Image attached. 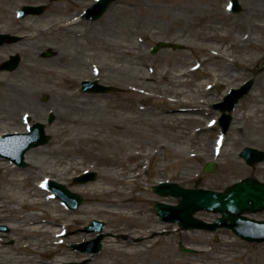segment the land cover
<instances>
[{
    "label": "rangeland",
    "instance_id": "374dc122",
    "mask_svg": "<svg viewBox=\"0 0 264 264\" xmlns=\"http://www.w3.org/2000/svg\"><path fill=\"white\" fill-rule=\"evenodd\" d=\"M95 1L0 0V33L21 36L17 41L4 43L3 45L6 46L0 51V64L11 54L21 56L17 69L13 71L0 69V135L27 131V115L31 117L32 123L44 122L46 133L51 136V139L47 144L40 145L44 146L42 153L34 152L31 154L33 159L30 160L26 157L28 166H17L18 172L28 173L35 179L37 176L49 175L51 179L66 184L86 199L77 209H69L66 206L69 209L67 211H70L74 217H83V219H76L69 231L57 237L56 240H61V243L57 242L51 248L58 250L48 253L31 254L29 247L19 249L18 245L29 242L33 247L34 242H39L43 238L45 243L49 242V233L37 236L36 239H22L21 236L12 233L13 228L10 225L13 222L9 212L0 213V225L7 227L0 230L2 262L62 264L89 258L84 264H169L165 258L169 256L170 249L173 248L178 257L189 260L193 264H209L211 255L206 253L207 249L212 248V255H214L220 250L224 241L235 240L238 250L242 253L247 252L238 264H264V241H246L227 227L217 231L183 230L176 223L161 221L153 207L154 201L175 204L177 198L161 197L152 190V186L162 180L178 182L186 187H203L220 191L248 176L264 181V162L251 166L240 157V152L245 146L264 150V121H260L264 112H254L255 108L262 105L258 102L264 100V68L258 67L264 56V48L259 52L252 50L255 43L264 42V29L261 28L264 25L262 12L264 0H239L243 8L238 13H232L229 10L230 0H169L167 2L115 0L110 3L109 9L99 19H84V24L79 27L69 26L70 29L75 30L74 33L69 30L39 33L38 28H44L45 23L59 25L64 19L68 22L67 16L70 17L73 11L67 13L63 10L64 6L73 5L76 10L74 12L82 14ZM133 1L137 3L132 4ZM38 4H47V10L38 16L33 14L23 18L18 16V10L22 6ZM211 26L216 27L219 34H229V38L227 37L224 41L233 43L234 47L229 52L230 56L227 55V57L239 58L241 63L228 59L223 61L216 57L213 66L209 64L210 62H205L200 69L186 77L189 82H183L178 86L172 82V75L169 76V80H163L162 75L165 70L175 73L188 67L190 63L194 64L199 62V59L203 60L209 56V52L198 51L193 44L198 43L201 39L199 34L208 33L207 28ZM20 27H27V30L21 31ZM86 28H89V31L82 35ZM52 29H56V26ZM77 30L80 34L76 32ZM251 32L252 39L245 49L236 44L244 35ZM27 35L30 38H27ZM34 35L36 37H33ZM105 40L112 41L115 45L122 44L129 47H133L136 43L137 48L133 50L132 55L124 54L117 48L107 51L102 48ZM160 41L177 42L183 44L184 48H163L155 54L151 53L152 46ZM49 52L53 55L46 56ZM143 63L146 65L144 66ZM26 64L39 67L40 70L29 69ZM94 64H104V74L107 77L100 79L96 76ZM209 68L216 70L219 82L212 90L206 92L205 85L202 86L201 82L209 81L204 72ZM42 69H52L55 72L66 71L71 76H79L74 89L76 96L69 98L61 88V80L57 75H49ZM153 73L159 79V83L143 82L141 79L143 74ZM8 77L11 81L15 80L24 84L25 89L22 94L9 89L5 83ZM250 78L255 82L253 89L236 105L233 124L225 135L226 139L220 147V152L217 153L215 149L213 151V146L218 145L222 132H220L221 126L218 120L221 112L215 105L223 101L231 88L240 87ZM86 79L97 80L102 85L117 86L121 90L107 93L83 92L81 91L82 81ZM132 88L138 90V96L131 95ZM176 92H183L181 99L203 102L202 113H209L206 120L204 119L201 125H194L186 120L180 122L175 119L177 120L175 130L165 129L161 124L157 126L158 129L150 126L148 128L146 121L155 122L167 113L189 115L195 111L192 104H181L173 112L167 111L168 103H159L161 98L155 94L171 98ZM203 93L207 96L196 97V94ZM45 95L48 96L46 101L43 100ZM80 101H86L87 104L82 105L80 109L74 108ZM54 108L64 116H59L54 112ZM51 112L55 114L53 122L48 120ZM66 113L73 118L80 117L82 123L77 126L71 124L69 119L65 118ZM208 122H215V125L196 135L195 130L199 126L206 127ZM64 127L71 128L70 135L76 137L66 145H62L67 138L61 134ZM141 132H145L148 136H142ZM173 135H181V139H169ZM88 136L131 140L136 146L143 144L146 147L151 146L152 151H159L155 156L127 161L125 165L129 169H134L132 174H140L137 177L140 178V183H132L131 189H134L137 196H143L140 203L141 213L138 214L142 217L139 231L143 236L130 235L132 229L126 228L123 220L114 217L108 211L104 201L90 195L94 189L103 185L102 178L111 172V168L102 158L97 142L91 141ZM208 142L209 153L200 155L204 152L203 148L206 146L204 144ZM55 147H58L56 152L53 149ZM141 151L145 152L146 149ZM169 155L173 157H165ZM210 161L217 162L218 170L204 175L203 167ZM230 161L236 163L228 166L227 162ZM2 162L9 165L11 161L0 158V189H10V185H6L3 180L5 169L1 166ZM86 169L96 171L97 179L87 183H74L73 178ZM132 174L130 172L120 177L126 179ZM135 205L138 206L137 203ZM80 209H83L84 213H79ZM248 215L262 220L264 210ZM196 216L213 222L220 213L203 210L197 212ZM92 218L106 222L103 230L107 237L103 239L104 246L101 252L87 255L74 250L72 246L96 237V232L85 229ZM155 228L158 232L151 233L150 230ZM157 236L165 240L160 245L164 251L161 260L152 258L148 252L131 256L116 251L129 250L137 246L149 248V243L146 247L134 244L142 241L150 242ZM110 241H114L117 245L116 250H107ZM182 246H190L198 250V253L183 251ZM40 249L44 250L42 247ZM248 255L255 257L256 261L248 263Z\"/></svg>",
    "mask_w": 264,
    "mask_h": 264
},
{
    "label": "bare ground",
    "instance_id": "6f19581e",
    "mask_svg": "<svg viewBox=\"0 0 264 264\" xmlns=\"http://www.w3.org/2000/svg\"><path fill=\"white\" fill-rule=\"evenodd\" d=\"M160 1H169V0H160ZM130 3V2H129ZM132 4L137 3L131 2ZM262 9L264 10V3L262 4ZM63 10L69 13V11H73V14H70L67 20H63L61 24H51V23H45L46 26L44 28L39 27L38 31L39 33H49L54 32V30H69V32H75V30L70 29L69 26H77L84 24V19L81 17V12H74L76 11L73 8V5H66L63 7ZM264 13V11H262ZM43 25V24H42ZM53 26H56V29H52ZM90 27H93V25H90ZM262 30L264 29V25L261 26ZM21 31H26L27 27H20ZM208 33H200V41L196 44H193V46L198 49V51L201 52H209V56L204 58L203 60L199 59V62H196L194 64L190 63L188 67H185L181 70H178V72H171L169 70H165L162 78L163 80H169V76L172 75V82H175L176 85H182L183 82H189L188 77L192 72L200 69L201 65H203L205 62H210V65H214V59L216 57L221 58V60H230L233 62H240L239 58L233 59L230 57V51L233 49L234 44L224 41L227 37L229 38V34H219L218 29L216 27H208L207 28ZM84 31V32H83ZM82 35L87 33L89 31V28L84 29ZM51 32V33H52ZM77 33L80 31L77 30ZM227 33V32H226ZM25 37V36H24ZM27 38H30V36H26ZM32 37V35H31ZM33 37H36L34 35ZM252 39V32L244 35L239 41H237V45L241 46L243 49L249 44L250 40ZM3 45L0 47V51L4 49ZM11 48V47H10ZM103 49L107 51H112V49L117 48L121 49L122 53L132 55L134 53L133 50L137 48L136 43L133 47H129L128 45H115L112 41L105 40L104 45L102 46ZM264 48V42H258L255 43V45L252 46V50L254 52L261 51ZM9 49V47H8ZM12 49V48H11ZM136 55V54H135ZM137 57V55H136ZM241 63V62H240ZM144 66L146 63H143ZM26 66L29 69H39V67H35L30 64H26ZM95 67V75L99 76L100 79L102 77H107L104 74L105 71V65L104 64H94ZM42 71L46 72L47 74H56L57 77L61 80V88L65 91V93L68 95L69 98H73L76 96V92L74 91L76 87V83L78 82L79 76H74L69 74L66 71H59L55 72L52 69H42ZM205 74V77L209 79V81H202V86L205 85L206 92L212 90L216 84L219 82L218 75L216 73V70L209 68L207 69ZM143 79V82L148 83H159V79L155 77V74L151 75H144L141 77ZM5 83L8 85L10 90H13L14 92H18L22 94L24 92L25 86L24 84L17 82V81H11L8 77L7 80H5ZM131 95L133 97L138 96V90L136 88H132ZM143 92L142 90H140ZM156 96H159L160 101L159 103H168L167 111L173 112L174 109L178 108L181 104H192L194 106V112L189 115H175L174 113H167L162 118H158L155 122H147L146 125L149 128H155L158 129V125L161 124L163 128H168L170 130H175L177 128L176 121L179 120L180 122L182 120H186L189 123H192L194 125H201L208 116V112H203V102L198 100H187V99H181L180 97L183 95V92H176L171 98L164 97L163 95L155 93ZM200 96H207V94H196V97ZM140 98L142 96L139 95ZM258 103L262 104L261 107L255 108L254 112L263 111L264 112V100L259 101ZM86 101H80L79 103H76L75 107L76 109H80L82 105H86ZM55 111L59 116H64L63 113H61L58 109L54 108ZM236 113V111H235ZM205 116V117H204ZM65 118L69 119V122L73 125H78L82 123V120L80 117H74L69 116V114H65ZM177 119V120H175ZM206 120V119H205ZM209 121V120H208ZM260 121H264V114L262 115V119ZM215 125V122H208L206 127L199 126L195 130V134L197 135L198 132H202L207 128L212 127ZM47 130L49 131L50 128L48 127ZM71 128L64 127L62 128L61 134L64 136H67L66 141L64 140V143L62 145L69 144L72 142L75 138L71 136ZM142 136H146L145 132H141ZM148 136V135H147ZM88 139L91 141L97 142L99 150L101 151L102 158H104L107 161V165H110L111 172L108 174H105L102 178L103 185L98 186V189H94L93 193H90L91 196L97 197L99 200L104 201L106 207L108 208V211L116 218L121 219L125 222L126 228L132 229L130 232V235L133 237L137 236H143L140 234L139 227H141V221L142 217L138 216L139 213H141V200L143 199L142 195H136L134 193V189H131V185L134 182L140 183V178H137L140 176V174H132V170L129 169L126 165L127 161H136L144 157H152L159 153V151H152L151 146L146 147V145L140 144L136 146L134 141L128 140L123 141L120 139H117L115 137H107V136H101V137H95V136H88ZM169 139L175 140L181 139V135H173ZM225 135H222L219 139V141L223 142L225 141ZM205 148H203V151L200 155L205 153L206 155L209 153L210 150V144L205 143ZM47 146V145H45ZM146 149L145 152L141 151ZM54 152L58 149V147L53 148ZM138 149V150H137ZM215 149H218L217 146H213V151ZM63 150V149H59ZM44 151V146L36 147L32 150H30L27 153V158L33 159L31 157V154L35 153H42ZM199 154L196 156H200ZM170 156L173 157V155L165 156L166 158H169ZM164 158V159H166ZM228 166L231 164H235V161L227 162ZM1 166L5 169L3 180L6 185H10V189H0V213L9 212L11 215V220L13 224H9L12 226V233L21 236L22 239L28 240V239H36L37 236H44V234L50 235L49 242L45 243V240L40 239L39 242L36 241L32 244L29 242H26L25 244L18 245L19 249L27 248L32 251L31 254H35L38 252L48 253L53 252L55 250H58L57 248H51L52 245L57 244V242L61 243V240L57 241L56 238L65 234L67 231H69V228L75 223L76 219H83V217H74L70 211H67V207L64 205V203L60 199H53V193L52 191L45 188L46 180H49L51 177L49 175H43V176H37L36 179L33 178L28 173H22L18 172V167L15 165V162L9 163L7 165L6 163H1ZM36 166V164L34 165ZM125 166V167H124ZM131 172L132 175H129L126 179L121 178V175H124L127 173V175ZM82 191V190H81ZM135 203L138 204V206L135 205ZM41 210V211H40ZM40 211V212H38ZM79 213H84L83 209H80ZM151 233L158 232V229H151ZM49 237V236H48ZM162 242H165L163 237L157 236L154 237V239H151L150 242L148 241H142L141 243L134 244V245H143L146 247V244L149 243V248H141V247H135L130 248L129 250L123 249V250H116V244L114 241H110L107 250H116L117 252H124L128 255H138L142 252H148L151 254L152 258H155L156 260H161L164 251L162 247L160 246ZM237 241L235 240H228L224 241L222 244V247L219 251L215 252L216 254L212 255V248L207 249L206 253L210 254V262L209 264H238V262L241 260V258L244 257V253L247 252H241L238 250V244H236ZM41 244V246H38ZM40 247H42L44 250H41ZM41 250V251H40ZM248 263H254L256 261V258L249 257ZM264 258V257H263ZM169 264H193L189 260H186L184 258L178 257L177 252L175 249L171 248L169 256L165 258ZM2 258L0 257V262H2Z\"/></svg>",
    "mask_w": 264,
    "mask_h": 264
},
{
    "label": "water",
    "instance_id": "95a60500",
    "mask_svg": "<svg viewBox=\"0 0 264 264\" xmlns=\"http://www.w3.org/2000/svg\"><path fill=\"white\" fill-rule=\"evenodd\" d=\"M114 0H99L83 15L86 19L96 20L101 17L108 9L111 2ZM46 5H25L19 11V16L24 17L28 14H41L45 11ZM239 0H231L230 9L234 13L242 10ZM19 37L10 34L0 33V45L8 41L13 42ZM172 47L174 49L183 48L182 44L161 41L153 46L151 52L155 53L161 48ZM47 55H52L49 52ZM19 55H11L10 58L4 61L1 69L15 70L20 63ZM260 68H264V58L262 59ZM254 80L246 81L241 87L233 88L224 98L223 102L216 103V107L222 112L219 118L223 132L226 133L233 121V110L241 98L246 96L253 87ZM83 91L91 92H109L118 90L115 86L99 84L97 81L84 80L82 82ZM44 100L47 96H44ZM54 115L50 114L49 120L53 121ZM45 125L37 122L30 127V132L27 133H9L4 134L0 138V156L7 157L17 165L28 166L25 160V153L32 147L46 144L50 136L45 133ZM241 156L251 165H255L264 160V151L257 148L246 146L241 151ZM218 166L211 161L204 167V174L215 172ZM97 178L95 171L85 172L82 175L75 177V183H84ZM48 188L55 192L57 197H60L71 209L78 208L83 202L84 197L77 192L69 189L65 184L56 180L48 182ZM153 191L159 196H174L178 198L177 204H171L163 201H155L154 208L161 220L176 222L183 229H206L216 231L220 227L232 228L238 235L249 241L264 240V220H257L245 215L246 212H258L264 210V182L254 177H247L227 187L223 191L211 190L206 188H187L179 185L177 182L162 181L153 186ZM200 210L220 212L222 216L218 217L214 222H207L195 216V213ZM92 221L86 227V230L99 231L95 239L84 241L73 245L74 249L87 254L99 253L103 248L102 239L106 237L103 233L105 222L98 219ZM0 229H5L0 226ZM184 251L196 253L197 250L182 246ZM83 262L70 261L63 264H84ZM6 264V263H0Z\"/></svg>",
    "mask_w": 264,
    "mask_h": 264
}]
</instances>
